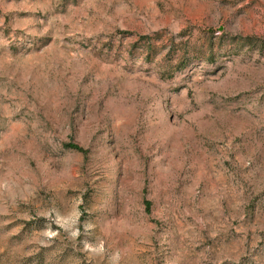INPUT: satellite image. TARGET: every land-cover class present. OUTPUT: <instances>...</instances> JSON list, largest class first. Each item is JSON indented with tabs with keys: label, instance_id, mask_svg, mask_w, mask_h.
Instances as JSON below:
<instances>
[{
	"label": "rangeland",
	"instance_id": "1",
	"mask_svg": "<svg viewBox=\"0 0 264 264\" xmlns=\"http://www.w3.org/2000/svg\"><path fill=\"white\" fill-rule=\"evenodd\" d=\"M0 264H264V0H0Z\"/></svg>",
	"mask_w": 264,
	"mask_h": 264
}]
</instances>
